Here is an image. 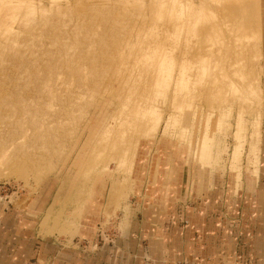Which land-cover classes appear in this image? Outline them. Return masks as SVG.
I'll use <instances>...</instances> for the list:
<instances>
[{"label": "rangeland", "instance_id": "rangeland-1", "mask_svg": "<svg viewBox=\"0 0 264 264\" xmlns=\"http://www.w3.org/2000/svg\"><path fill=\"white\" fill-rule=\"evenodd\" d=\"M263 126L264 0H0V209L33 220L36 245L129 233L167 243L165 264H231L225 196ZM153 205L167 237L144 234ZM198 210L191 261L179 233Z\"/></svg>", "mask_w": 264, "mask_h": 264}, {"label": "crops", "instance_id": "crops-1", "mask_svg": "<svg viewBox=\"0 0 264 264\" xmlns=\"http://www.w3.org/2000/svg\"><path fill=\"white\" fill-rule=\"evenodd\" d=\"M261 134L260 162L251 169L252 173H248L244 181L243 177L241 178L239 187L230 188L229 193H226L225 196L227 211L229 213L235 212L234 216L236 217L234 219L239 218L237 220L244 222V226L241 222L238 224L239 233L243 232L242 243L240 244L234 234L231 236V233H229L232 226H225V230L228 229V233H224L228 244V256L224 259L231 264H264V131ZM258 138L259 132L255 145L259 140ZM242 182H244L242 187L243 199L247 203V209L237 214L234 199L236 193H240ZM210 201L211 197L209 196L207 201L203 200L201 208L204 209L209 204L213 205V199L211 203ZM7 214L9 213L6 210L1 211L0 209V264H27L29 259L34 256L45 258L44 261L40 260L41 264H146L145 259H151L153 264H165L166 259L169 257L165 255L170 249L161 238L151 240V244L146 246L135 237L129 236V233L112 246L105 244L103 246L95 244L81 246L79 243H75L72 246L64 244L61 247L53 240H40V245H36L38 239L33 229H31L34 221L29 220L22 213H18L16 218L20 217V219L12 221V226H10L9 222L5 220L8 217ZM165 214L164 211L158 210L157 205H153L147 211L146 220H144V227L147 229L144 234L152 235L157 230L159 231V234H156L157 236L165 237L166 235L167 237L168 232L165 233V227H163V231L161 226L156 229L157 225L166 220ZM206 214L201 215L199 210L197 214L195 212L187 236L182 238L185 229L179 233L181 235L179 250L186 257H190L191 261H193L191 257L194 259L196 252L195 248L190 249V246L196 247L194 245L195 241H201L202 238L204 240L206 237L205 230L202 227H205L204 216ZM4 224H9V226L7 227ZM195 228L200 230L199 238H196V233L194 234ZM197 232L199 234V231ZM28 235L29 238H26ZM189 240H194V242L191 243ZM239 250H243V254H240ZM218 253L216 245H213L210 248V254L215 260L218 258ZM50 254H52L51 258H49Z\"/></svg>", "mask_w": 264, "mask_h": 264}, {"label": "bare ground", "instance_id": "bare-ground-1", "mask_svg": "<svg viewBox=\"0 0 264 264\" xmlns=\"http://www.w3.org/2000/svg\"><path fill=\"white\" fill-rule=\"evenodd\" d=\"M244 73V72H243ZM232 82V81H231ZM165 129H166V127H165ZM167 131V130H166ZM105 138V137H104ZM8 147V146H7ZM79 217V216H78Z\"/></svg>", "mask_w": 264, "mask_h": 264}]
</instances>
